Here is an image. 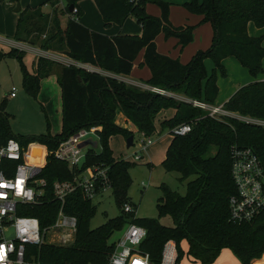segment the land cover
I'll use <instances>...</instances> for the list:
<instances>
[{"label": "trees", "instance_id": "16d2710c", "mask_svg": "<svg viewBox=\"0 0 264 264\" xmlns=\"http://www.w3.org/2000/svg\"><path fill=\"white\" fill-rule=\"evenodd\" d=\"M81 0H65L63 8L60 0H47L35 7L19 11L16 30L12 38L51 50L69 58L93 65L114 75H129L134 61L143 51L142 65L150 75L142 82L175 92L192 100L214 104L218 94L216 73L225 76L222 61L233 57L248 74L256 80L240 86L223 106L241 115L264 119V33L251 36L248 23L264 28V0H190L185 8L201 16L200 22H209L213 29L209 48L197 50L187 63L178 58L159 53L155 38L162 33L165 38L175 37L184 47L194 37L191 25L173 26L169 21L170 4L163 0H93L102 17L104 26H122L131 18L141 27V34H117L108 36L91 31L79 22L82 9ZM147 2L160 8V16L146 12ZM49 3L51 14L42 10ZM72 5L75 12L69 11ZM69 14L64 26L61 15ZM24 52L11 47L0 49V63L7 57L18 61L21 70V84L27 95L37 99L40 80L57 73V83L61 91V130L52 133L16 134L9 127L5 111L6 99L0 102V143L8 137L16 138L21 144L38 141L49 150L58 142L81 128L100 126L98 130V151L89 147L82 167L92 163L109 165L112 194L121 207L127 200L126 190L130 184L128 167L130 161L114 157L109 146V138L116 133L124 137L133 134L113 120L117 110L131 121L139 131L154 134L157 114L175 109L174 115L160 122L162 129H172L182 123H191L185 134H172L166 148L162 166L165 170L179 173V180L194 175L186 182L184 194L161 182V195L157 198L158 217L168 215L171 225L163 224L158 217L132 216L122 210L96 227L90 226V218L95 212L91 199L84 197L80 190L70 193L63 204L65 212L76 216L74 240L67 245L42 243L30 245L35 256L51 264H106L116 239L112 234L122 228L127 221H136L146 228V235L140 243L143 251L150 255L152 264H159L163 243L173 238L177 246V264L185 256L189 261L201 264L212 262L223 248H229L242 264L260 257L264 252V210L251 220L232 221L229 218V195L235 192L230 174L231 147L250 146L259 156L264 167V127L247 124L231 117L217 119L206 111L189 103L141 89L137 86L88 71L73 65H63L45 57H38L33 73L27 71L23 63ZM211 59L213 68L208 75L204 60ZM80 78V80H79ZM216 146L213 154L210 147ZM41 146L32 144L30 151ZM150 163V162H149ZM81 167V168H82ZM73 169L64 161L47 155V162L39 175L46 180L48 199L20 212L38 217L41 227L52 223L56 217L59 202L51 198L53 180L69 178ZM187 242V251L181 248ZM252 264H264V254Z\"/></svg>", "mask_w": 264, "mask_h": 264}, {"label": "built area", "instance_id": "2783aa9c", "mask_svg": "<svg viewBox=\"0 0 264 264\" xmlns=\"http://www.w3.org/2000/svg\"><path fill=\"white\" fill-rule=\"evenodd\" d=\"M72 11L75 12V9ZM0 41L6 46L24 47L20 41L7 38H0ZM25 47L34 50L38 57L57 60L58 63L61 61L67 66L73 65L88 71H96L144 90L172 96L201 108L211 117L217 119L231 117L247 124L264 127V119L229 111L223 104L192 100L142 81L133 82L123 78L122 75L107 73L93 65L75 61L55 51L52 52L59 55L52 54L51 50H42L38 46L36 47L39 49L26 45ZM16 95V87L12 86L9 96L14 98ZM100 129V126L78 129L60 140L52 150L38 141H30L23 145L12 136L0 143V264H51L39 260L29 246L42 243L67 245L74 240L76 216L64 211L63 204L66 197L80 190L84 197L92 201V198L100 192L107 189L112 191L108 164L92 163L82 167L90 144L81 146L80 143L84 140H92L90 134H96L98 139ZM190 129L191 123H182L170 129V132L182 135ZM139 133L140 137L136 140L137 148L132 152L135 160H140L145 147L153 142L150 134L142 131ZM32 144L41 148L36 147L30 151ZM49 153L54 158L66 162L73 169V173L69 178L53 180L50 195L53 200L59 202V207L54 221L41 227L38 217L20 211L48 199L49 194L45 190L46 180L39 173L46 164ZM230 157V174L236 189L228 198L229 218L236 222L251 220L264 210V167L259 156L250 146L233 145ZM121 207L124 212L132 213L133 217L136 216L135 205L131 201L126 200ZM145 235L146 228L143 225L133 220L127 221L119 230L106 264H152L149 253L140 247ZM177 254L176 241L173 238L166 239L159 264H177Z\"/></svg>", "mask_w": 264, "mask_h": 264}, {"label": "rangeland", "instance_id": "374dc122", "mask_svg": "<svg viewBox=\"0 0 264 264\" xmlns=\"http://www.w3.org/2000/svg\"><path fill=\"white\" fill-rule=\"evenodd\" d=\"M170 4L169 8V21L173 26L180 25H191L194 26L193 29V40L194 44L200 46L201 50H206L209 48L213 29L209 22H200L201 16L195 13L189 12L184 4L190 0H163ZM202 0H197L200 3ZM50 5V4H49ZM50 7V6H49ZM146 12L153 16H160V8L152 3L147 2L145 6ZM52 7L48 9V13L51 14ZM63 26V23L61 22ZM164 39L177 38L169 37L165 38L162 33H160ZM166 42L165 40H163ZM1 44H3L0 41ZM18 43V42H17ZM163 43V42H162ZM24 44V43H23ZM10 45V44H9ZM189 45V44H187ZM186 45V46H187ZM12 47V46H8ZM185 47V46H184ZM15 48L23 51L24 61H26V66L31 68V63L35 59L32 55L33 50L20 46ZM176 48L178 51L181 47L176 42ZM32 52V53H31ZM52 54L59 55L50 51ZM172 58L175 54H165ZM60 57V56H59ZM176 58V57H175ZM190 60V59H189ZM57 61V60H56ZM188 62V61H187ZM186 62V63H187ZM60 64H63L59 61ZM207 68V72H210L212 63L209 59L206 60L204 64ZM247 73V71H246ZM248 74V73H247ZM145 78L146 76L141 73ZM250 76V75H249ZM125 79H130L129 76H122ZM21 70L19 63L16 59L7 57L0 63V102L2 99H6L5 111L8 114L9 127L12 132L16 134L28 135V134H38L46 131L57 132L61 130V98L58 93V89L52 90L50 88L46 89L44 99L41 100L39 97L34 99L27 95L22 88L21 84ZM220 84L222 78L218 79ZM126 82V81H125ZM12 86L16 87L15 98H10L9 92ZM237 86V84H236ZM173 93V92H172ZM225 92H220L219 97L224 95ZM174 94H177L174 92ZM180 98V97H178ZM220 104V103H216ZM121 113V114H120ZM159 112L157 115H161ZM125 117L121 111L117 110L113 118L114 122L123 128L129 129L133 133V144L130 146L126 145V137L121 133L113 134L109 138V146L113 151L114 156L122 157L125 160L131 162L128 167V173L130 175V184L126 190L127 200L131 201L136 205V215L138 217H158V212L156 208L157 198L161 195V190L158 185L161 182L167 183L171 188L176 189L179 193L184 194L186 190V182L194 175H190L184 180H179V173L176 171L165 170L162 166V160L164 158L166 148L172 138L170 129H162L159 122L156 124V130L152 134L153 142L152 144L145 147L143 150V157L140 160H135L132 156V152L136 150V140L140 137L139 130L137 127L128 120H124ZM92 136V143L90 147L98 151L100 145L96 134H90ZM86 148V147H84ZM216 150V146L212 145L208 154H213ZM150 161V163H149ZM92 203L95 205V212L90 218V226L96 227L97 225L103 223L110 217L118 215L121 211V207L116 203L115 198L110 189L100 192L94 198H92ZM159 221L166 225L172 224V219L168 215H163L158 217ZM123 227V226H122ZM120 228L119 230H121ZM118 232L115 231L111 239H115L118 236ZM181 248L187 251V242L184 240L181 243ZM264 252L262 253V255ZM256 257L251 259L249 264H252L254 260L260 259L262 257ZM181 264H201L200 261H189L185 256L182 258ZM206 264H242L239 258L234 254L229 248H223L216 258Z\"/></svg>", "mask_w": 264, "mask_h": 264}, {"label": "crops", "instance_id": "0c3cea01", "mask_svg": "<svg viewBox=\"0 0 264 264\" xmlns=\"http://www.w3.org/2000/svg\"><path fill=\"white\" fill-rule=\"evenodd\" d=\"M45 1L47 0H0V38H7L14 41L12 36L15 33L17 21L19 18V12H15L14 9L18 4L20 6V10H23L26 7L33 8L35 6H38L39 4ZM65 3H66L65 0H60L59 7L63 8ZM49 6H50L49 3H45L44 5H42V10L45 13H48V9H50L51 7ZM79 6L82 9V15L79 18V22L91 31L103 33L108 36L117 35V34H136V35L141 34L140 25L137 24L131 18L126 19L122 26H119L114 23L107 27L104 26L102 17L93 0H81L79 2ZM68 18H69V14L67 13L61 15L60 19L61 22L63 23V26L66 24ZM247 31L251 36H259L264 33V28H257L253 25V23L250 22L248 23ZM163 40H165L166 42H164ZM176 42L177 41L174 38L164 39L161 34L157 35V37L155 38L156 48L159 53L170 54V55L175 54V57L178 58L182 63H186L187 61H189V59L197 50L202 49L200 46H198V44L195 45L194 40H192L189 43V45L183 47L181 50L178 51V48H176ZM22 43H24V46L25 45L30 46L31 48L34 49L38 48L36 46H31L26 42H22ZM263 45H264V40H263ZM0 49L3 51H8L9 47L0 43ZM23 52L26 53L27 51H23ZM32 55L34 56L35 59L32 61L30 69L28 68V66H26L25 63L26 61H24L25 59L23 55V63L25 64L27 71L30 73L34 72L35 62L36 59L38 58V55L35 51ZM206 60L207 59L204 60V64L206 63ZM209 60L212 63V60L211 59ZM142 61H143V51L139 53L138 57L134 61V65L131 73L129 75H125L130 77V79L127 80L133 82H139L149 77L150 75L149 69L146 66L142 65ZM222 64L225 69V76H221L218 72L216 73L218 94L215 99V104L216 103L224 104L228 100V98L234 93V91H236L240 86L252 81L263 79L262 74H259L256 77L249 76V74H247L248 72L246 73L247 70L244 67H242L233 57L225 58L222 61ZM262 66L264 67V58L262 60ZM212 68H213V63H212V67L210 68V72H207L208 75L211 73ZM141 73H143V75L146 77L144 78L141 75ZM219 78H222L220 84L218 83ZM48 88L52 90L58 89L57 91L60 94V98H61V91L57 83L56 72L40 80V89L37 98L39 97L41 100H45L44 95L46 89ZM225 91H227V93H224L223 96L221 95L219 97L220 92L223 93ZM160 112L162 114L156 116L155 127L157 122H159L160 124V122L163 119L172 117L174 115L175 109L169 108V109H164ZM124 120L126 121V119ZM135 215H136V205H135Z\"/></svg>", "mask_w": 264, "mask_h": 264}, {"label": "water", "instance_id": "95a60500", "mask_svg": "<svg viewBox=\"0 0 264 264\" xmlns=\"http://www.w3.org/2000/svg\"><path fill=\"white\" fill-rule=\"evenodd\" d=\"M68 9H69V11L71 12L72 9H73V6H72V5H69V6H68ZM14 11H15V12H19V11H20V6H19V4L16 6V8L14 9ZM79 80H80V78H79ZM125 139H126V145H127V146H130V145L133 144V134H130V135L127 136ZM91 143H92V140H84V141H82V142L80 143V145H81V146H83V145H85V144H90V145H91Z\"/></svg>", "mask_w": 264, "mask_h": 264}]
</instances>
